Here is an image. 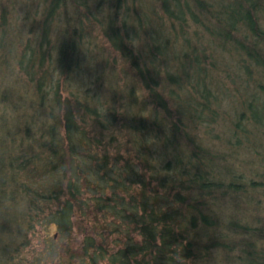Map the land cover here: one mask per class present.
Wrapping results in <instances>:
<instances>
[{
	"label": "trees",
	"instance_id": "trees-1",
	"mask_svg": "<svg viewBox=\"0 0 264 264\" xmlns=\"http://www.w3.org/2000/svg\"><path fill=\"white\" fill-rule=\"evenodd\" d=\"M43 3L15 57L26 109L0 110V198L40 216L45 263L264 264V0Z\"/></svg>",
	"mask_w": 264,
	"mask_h": 264
},
{
	"label": "rangeland",
	"instance_id": "rangeland-1",
	"mask_svg": "<svg viewBox=\"0 0 264 264\" xmlns=\"http://www.w3.org/2000/svg\"><path fill=\"white\" fill-rule=\"evenodd\" d=\"M142 1L147 3V0ZM203 1L212 5L222 1L228 2V0ZM39 5L40 7H38ZM41 6H44L43 0H0V38L3 32L2 30H6V38L4 39L5 47L0 45V110L3 109L8 111L11 109V106L14 105L16 110L18 106L20 107L19 109H23V112L26 109V106H23L22 108L21 102L23 101L25 104H27L26 95L29 86L25 81L24 75L18 70L15 57L17 52L21 51L20 37L22 36V38H27V36L31 35L29 31L30 24L34 18L33 11L35 12L36 9L41 11ZM197 25L200 27L199 24ZM97 34L98 33L92 34V37L96 36ZM205 34V30H202L201 37L203 35L204 36L200 44L206 43L207 37ZM100 40H102V37L100 34H98L97 41ZM192 42L196 43V40L192 38ZM7 43L8 45L6 46ZM98 43L105 48V59H114L116 57V54L110 50L108 44L105 43V40L104 42L100 41ZM13 47L16 48V51H14L15 49H13ZM89 64L90 62L88 63V61L85 63L86 66ZM221 86L223 89L227 90L223 92L230 94L228 90L231 91L232 89L229 87V85L226 86L225 84H221ZM236 104L231 106L228 110L223 108L224 111H221L220 115L223 116V118L226 117L231 121L233 117L231 115V108H234ZM17 121H19L18 118L12 121V123L16 124ZM224 128L226 129V125H224ZM13 131L14 130H12V132ZM225 131L226 130L224 129H217L216 134H220V137H223L224 134L222 133ZM0 133L6 134L9 132L3 129L0 131ZM17 138H19V136H17L16 139ZM261 139V136L258 135L256 141H260ZM2 140L5 142L6 137L4 136ZM2 140L1 143H3ZM254 147H258V145L256 144ZM253 148L250 149L252 156L248 155L246 161L252 162L249 164V169H252V171H257L259 166L256 164H258L260 159L263 158L262 156L264 153L262 154V151L260 150L261 148L259 147L254 152L256 155V157H254L252 154ZM261 168L263 169V167ZM25 176H28V174L24 175V178L22 176V179H25ZM38 178L39 176L36 177V179ZM253 180H256V177H253ZM256 181H258V179ZM262 190H264V187H262L261 191ZM8 194L9 193L4 194V196L0 198V264H46L42 257V253L45 250V235L42 232V226L40 225L42 220H38L40 216H34L32 214V219L30 218V214H28L29 216H25L24 214L27 215V204L20 201L19 199L12 201L11 195ZM259 195L261 194H253L254 197L256 196L254 199L255 212L253 215H259L258 212H261L257 210L259 205L260 207H264V198ZM259 199H261V201H259ZM258 217L263 219L262 215ZM53 229L54 228L51 226L49 230L50 234L54 232ZM74 232V234L80 238L79 229L74 228Z\"/></svg>",
	"mask_w": 264,
	"mask_h": 264
}]
</instances>
